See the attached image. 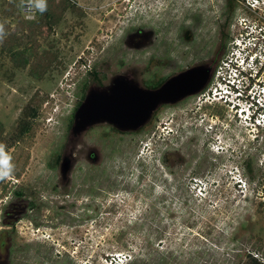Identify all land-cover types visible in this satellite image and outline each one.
I'll list each match as a JSON object with an SVG mask.
<instances>
[{"label":"rangeland","instance_id":"obj_1","mask_svg":"<svg viewBox=\"0 0 264 264\" xmlns=\"http://www.w3.org/2000/svg\"><path fill=\"white\" fill-rule=\"evenodd\" d=\"M67 1L31 31L42 14L0 0L1 135L27 102L38 106L8 149L16 171L0 182V264H104L116 252L128 264H264V132L225 101L193 93L161 103L136 130L68 123L84 84L107 90L124 77L154 89L212 58L219 65L241 5ZM245 81L246 104L264 109V92Z\"/></svg>","mask_w":264,"mask_h":264},{"label":"water","instance_id":"obj_2","mask_svg":"<svg viewBox=\"0 0 264 264\" xmlns=\"http://www.w3.org/2000/svg\"><path fill=\"white\" fill-rule=\"evenodd\" d=\"M209 71L205 67L186 70L156 89H147L117 77L107 90L90 89L73 116V132L92 123L105 121L121 130H136L161 103L176 102L185 95L198 92L206 83ZM65 159L62 170L67 167Z\"/></svg>","mask_w":264,"mask_h":264},{"label":"built area","instance_id":"obj_3","mask_svg":"<svg viewBox=\"0 0 264 264\" xmlns=\"http://www.w3.org/2000/svg\"><path fill=\"white\" fill-rule=\"evenodd\" d=\"M238 3L245 13L236 17L235 23L239 27L230 39V47L217 67L216 76L228 67L234 75L243 73L244 79L251 77L253 85L256 84L264 92V0H238ZM233 80L231 78L230 82ZM256 101L261 103L262 98H256ZM263 116L264 112L255 121L259 122ZM130 261V254L120 252L103 258L104 264H128Z\"/></svg>","mask_w":264,"mask_h":264},{"label":"clouds","instance_id":"obj_4","mask_svg":"<svg viewBox=\"0 0 264 264\" xmlns=\"http://www.w3.org/2000/svg\"><path fill=\"white\" fill-rule=\"evenodd\" d=\"M23 6L41 14L46 12L48 8L47 0H27ZM7 34L5 24L0 23V43L3 42ZM231 78H234L232 82H230ZM227 79H229V81ZM245 83L246 81L243 73H236L234 75L232 74V71L226 67L222 70V73H218L216 76V88H214V90L219 91L217 93L218 95L226 97L223 98V100H229L230 105L235 108L234 115H237L238 119H244L246 123H243L247 124L246 126L250 127L254 124L258 127L256 133L259 131L264 132V116L261 117L259 122L255 121V119L259 118L260 114L264 112V109H262V106L260 105L257 107H251L252 105L246 104L247 97L251 92L249 91L250 84L248 83L244 85ZM227 95L231 98H227ZM15 171L16 165L13 162L12 154L8 151V146L5 143H0V182L11 178Z\"/></svg>","mask_w":264,"mask_h":264},{"label":"trees","instance_id":"obj_5","mask_svg":"<svg viewBox=\"0 0 264 264\" xmlns=\"http://www.w3.org/2000/svg\"><path fill=\"white\" fill-rule=\"evenodd\" d=\"M47 2H48L47 11L42 14L41 19L39 21L38 20L30 21L27 23L31 31L39 27L38 23H40L41 20L43 22L42 26L50 25L51 22H53L59 16L60 10L68 7V5L66 4L68 3L67 0H48ZM30 26L32 27L30 28ZM45 58L46 56H44V59ZM150 85L151 84H147L148 86L147 88H151ZM85 89H86V84L82 85V91L80 94L81 100L78 102L77 106H79V104L85 97ZM37 116H38L37 104L35 105L34 103L27 102L22 107L19 115L17 116L15 123L12 126L11 131L8 132L6 135H1L0 133V143H5L8 146V149L14 146L17 142H19L24 137V135H26L31 130L33 121L35 120ZM73 116H74V112L71 114L69 118V121H68L69 125H71L73 122ZM15 194L20 195L21 192L15 191Z\"/></svg>","mask_w":264,"mask_h":264},{"label":"flooded vegetation","instance_id":"obj_6","mask_svg":"<svg viewBox=\"0 0 264 264\" xmlns=\"http://www.w3.org/2000/svg\"><path fill=\"white\" fill-rule=\"evenodd\" d=\"M236 2H238V0H235ZM240 10H241V13H245L244 10L242 9V7L240 6ZM225 55V54H224ZM198 67H205V68H208V71H209V75H208V79L205 83V85L198 91L196 92L197 94L195 95V98H198L199 100H201L202 98H206V97H210L212 96V98H217V100H221V101H225L223 100V98H226V97H222V95H218L217 93L219 92L218 90L217 91H213L212 90L214 88H216V80H212V76H213V73L215 70H217L216 68L218 67V61H215L213 58L210 60V62L203 66H198ZM195 68V67H194ZM191 69V68H190ZM164 83V82H163ZM163 83H161L158 87H160ZM156 87V88H158ZM154 88V89H156ZM88 92V91H87ZM87 92H85V96L87 94ZM212 94V95H211ZM192 94H188V95H185L184 97L182 98H189L191 97ZM85 98V97H84ZM227 98H231L229 95H227ZM230 107H231V110L233 111L234 113V109L231 105H230V102L229 100L225 101ZM78 107V106H77ZM237 116V115H236ZM247 125V124H246ZM250 125V124H249ZM248 130V128H246ZM251 129V128H250ZM249 129V130H250ZM248 130V131H249Z\"/></svg>","mask_w":264,"mask_h":264}]
</instances>
